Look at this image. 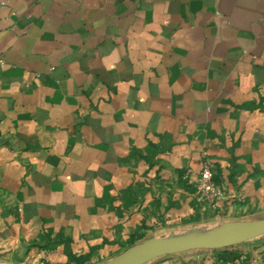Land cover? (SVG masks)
<instances>
[{
  "label": "crops",
  "instance_id": "obj_1",
  "mask_svg": "<svg viewBox=\"0 0 264 264\" xmlns=\"http://www.w3.org/2000/svg\"><path fill=\"white\" fill-rule=\"evenodd\" d=\"M0 55L1 264L264 217V0H0ZM216 251L146 264H261L264 238Z\"/></svg>",
  "mask_w": 264,
  "mask_h": 264
},
{
  "label": "water",
  "instance_id": "obj_2",
  "mask_svg": "<svg viewBox=\"0 0 264 264\" xmlns=\"http://www.w3.org/2000/svg\"><path fill=\"white\" fill-rule=\"evenodd\" d=\"M255 238H264V217L229 220L212 227L145 239L99 264H146L159 257L188 251L223 250Z\"/></svg>",
  "mask_w": 264,
  "mask_h": 264
},
{
  "label": "built area",
  "instance_id": "obj_3",
  "mask_svg": "<svg viewBox=\"0 0 264 264\" xmlns=\"http://www.w3.org/2000/svg\"><path fill=\"white\" fill-rule=\"evenodd\" d=\"M4 63L5 60L0 55V72ZM194 187L196 200L209 207H214L217 201L224 195L223 189L214 179L213 165L207 155L202 159L201 169L196 177ZM261 264H264V256L262 257Z\"/></svg>",
  "mask_w": 264,
  "mask_h": 264
},
{
  "label": "trees",
  "instance_id": "obj_4",
  "mask_svg": "<svg viewBox=\"0 0 264 264\" xmlns=\"http://www.w3.org/2000/svg\"><path fill=\"white\" fill-rule=\"evenodd\" d=\"M133 245V244H132ZM216 253H217V256H218V258L219 259H221V260H225V258H226V256H227V252L226 251H216ZM82 258H79V257H76L75 258V261L79 264H81V262H82V260H81Z\"/></svg>",
  "mask_w": 264,
  "mask_h": 264
},
{
  "label": "rangeland",
  "instance_id": "obj_5",
  "mask_svg": "<svg viewBox=\"0 0 264 264\" xmlns=\"http://www.w3.org/2000/svg\"><path fill=\"white\" fill-rule=\"evenodd\" d=\"M193 252H197V250H194V251H188V253H193ZM181 254H187V253H181ZM171 256H172V255H171ZM159 259H162V257L156 258L155 260H159Z\"/></svg>",
  "mask_w": 264,
  "mask_h": 264
}]
</instances>
